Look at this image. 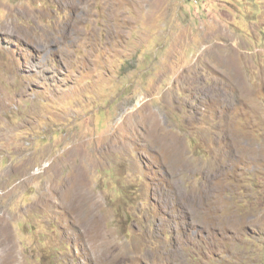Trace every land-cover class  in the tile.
Here are the masks:
<instances>
[{"label":"rangeland","instance_id":"1","mask_svg":"<svg viewBox=\"0 0 264 264\" xmlns=\"http://www.w3.org/2000/svg\"><path fill=\"white\" fill-rule=\"evenodd\" d=\"M0 264H264V0H0Z\"/></svg>","mask_w":264,"mask_h":264}]
</instances>
